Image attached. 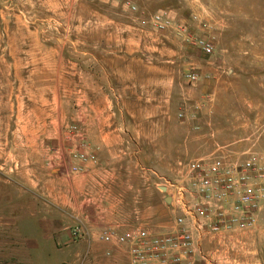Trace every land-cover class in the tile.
I'll list each match as a JSON object with an SVG mask.
<instances>
[{
  "label": "rangeland",
  "instance_id": "374dc122",
  "mask_svg": "<svg viewBox=\"0 0 264 264\" xmlns=\"http://www.w3.org/2000/svg\"><path fill=\"white\" fill-rule=\"evenodd\" d=\"M159 10L171 18L164 31L112 0H0V264L60 260L41 233L47 204L26 184L41 182L59 137L91 155V100L99 119L123 121L162 186L186 182L200 158L256 152L264 166V0H140L144 15ZM195 252L196 264H264V191L251 226L204 237Z\"/></svg>",
  "mask_w": 264,
  "mask_h": 264
},
{
  "label": "crops",
  "instance_id": "0c3cea01",
  "mask_svg": "<svg viewBox=\"0 0 264 264\" xmlns=\"http://www.w3.org/2000/svg\"><path fill=\"white\" fill-rule=\"evenodd\" d=\"M90 109L95 114L82 120L87 133L83 141L85 151L95 160L80 161L72 156L73 143L65 145L64 137H59L58 146L46 158L48 162H42L41 182L26 184L31 196L41 195L47 204V214L41 219L48 226L41 233L50 239L49 257H60L48 264H129L128 244L104 242L100 238L104 229L116 226L125 231L139 226L151 233L170 232L174 226L168 222L173 217L174 223L179 213L174 207L177 214H173L170 187L165 186V191L161 188V171L143 163L140 143L131 147L123 121L99 119L103 106L97 101L91 100ZM32 139L26 136V141ZM26 163L32 176L40 174L33 161ZM74 166L78 168L73 170ZM77 221L86 228L81 238L71 233ZM43 248L33 251L43 252Z\"/></svg>",
  "mask_w": 264,
  "mask_h": 264
},
{
  "label": "built area",
  "instance_id": "2783aa9c",
  "mask_svg": "<svg viewBox=\"0 0 264 264\" xmlns=\"http://www.w3.org/2000/svg\"><path fill=\"white\" fill-rule=\"evenodd\" d=\"M112 1L127 12L138 13L136 19L141 27L164 31L171 25L166 11L144 15L140 11V0ZM198 44L206 53L211 52L210 42L201 39ZM188 76L191 80L196 79L195 74ZM73 156L80 161L95 160L94 155L84 152ZM262 158L256 152H249L240 163H233L225 156L191 160L187 164L188 180L168 183L174 188V207L179 210L172 231L150 234L139 226L125 231L109 226L102 232L101 240L115 245L127 243L130 264H196L198 240L254 223L264 191ZM71 233L81 238L86 234V228L77 221Z\"/></svg>",
  "mask_w": 264,
  "mask_h": 264
},
{
  "label": "water",
  "instance_id": "95a60500",
  "mask_svg": "<svg viewBox=\"0 0 264 264\" xmlns=\"http://www.w3.org/2000/svg\"><path fill=\"white\" fill-rule=\"evenodd\" d=\"M161 188H162V190H164V191L166 190V187H165V186H161Z\"/></svg>",
  "mask_w": 264,
  "mask_h": 264
}]
</instances>
